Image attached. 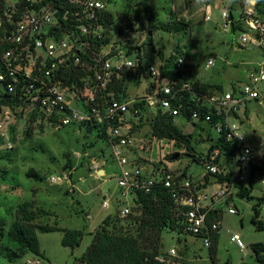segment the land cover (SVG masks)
Listing matches in <instances>:
<instances>
[{"label": "built area", "instance_id": "2783aa9c", "mask_svg": "<svg viewBox=\"0 0 264 264\" xmlns=\"http://www.w3.org/2000/svg\"><path fill=\"white\" fill-rule=\"evenodd\" d=\"M239 1L244 29L241 44L258 47L263 60L248 71L244 84L232 83L229 91L195 93L196 101L207 110L204 119L195 112L189 122L173 103L181 92L191 90L196 80L191 68L193 62L187 59L186 51L175 55L173 61L174 70L181 78L168 79L160 66L149 65L143 80H148L149 85L144 94L132 97L130 87L127 98L117 99L118 82L138 66L133 58L136 51L130 56L129 48L141 46V39L139 28L121 22L109 8V0H0V101L5 95L10 98L8 105H0V144L6 151L15 149L11 119L16 109L37 110L47 120L53 114L63 115L60 127L107 122L104 143L118 164L115 179L120 197L125 201L121 217L133 214L127 198L134 203L138 192L149 193L163 185L173 193L176 212L181 217L183 232L178 235L200 240L210 250L212 234L220 223L209 225L205 210L215 209L213 205L221 202L229 204V213L236 215L238 211L230 207V202L238 197L237 186L246 184L244 170L252 172L257 164L253 145L246 138L245 113L252 101L262 97L264 17L256 11L257 0ZM222 17L228 27L232 23L230 14L223 12ZM213 65L214 60L209 59L206 66ZM70 78L74 79L72 86L64 85L63 81ZM136 105L145 110L135 108ZM158 112L173 117L174 121L181 119L184 125H192L193 134L200 141L209 142L210 148L201 163L202 181L194 179L183 166L173 170L164 163L155 165L143 156L151 153L153 141L160 144L169 141V155L182 156L179 148H170L173 140H158L152 135L150 122ZM145 128L150 132H143ZM220 138L221 145L227 147L224 150L216 146ZM184 154L189 155L187 149ZM177 161L169 160V163ZM206 177L214 178L218 184V190L210 197L204 186ZM66 178L52 177L51 182L56 184ZM116 202L121 203L119 199ZM102 206L107 209L109 201L104 199ZM231 241L245 249L239 235H234ZM182 250L188 251L187 246ZM182 250L172 247L157 260L164 264H190L195 260L198 264L197 258L183 259Z\"/></svg>", "mask_w": 264, "mask_h": 264}, {"label": "rangeland", "instance_id": "374dc122", "mask_svg": "<svg viewBox=\"0 0 264 264\" xmlns=\"http://www.w3.org/2000/svg\"><path fill=\"white\" fill-rule=\"evenodd\" d=\"M111 1L109 8L115 15L129 13L132 17L128 22L139 28L141 46L144 45L142 59L146 64L159 67L162 60L157 52L160 50L166 60L171 55L186 50L196 59L191 61L195 66L194 79L207 84L219 83L229 91L232 83H246L248 71L263 60L258 47L252 44L243 47L242 31L237 30L233 35L231 24L225 27L223 12L232 13L236 20L241 15V8L236 0H149V11L142 4L143 0ZM175 22L183 23L181 27L184 30H174ZM165 26H169V31L164 30ZM191 43H196V46L188 51L186 46ZM209 59L214 60V65L207 67ZM148 85V80H145L140 89L131 87L130 96L141 97ZM260 88L262 97L248 106L246 126V138L253 145L257 163L264 160V84ZM12 114L15 149L9 152L0 144V233H6L16 220V211L21 204L35 201L36 208L47 212V215L37 212L38 217L34 222L36 225L80 229L84 237L81 245L72 250L62 245L63 233L38 231L43 256L29 253L17 262L10 263L0 255V264H73L85 254L93 240L91 233L97 229L134 233L133 222L139 215L133 214L132 219L121 217L120 210L124 209L125 201L120 197L115 179L119 173L118 164L112 158L108 146L101 143L91 147L86 143L89 141L85 138V132L77 126L60 127L58 124H51L38 112L32 120L33 109H16ZM175 125L184 134H193L195 131L192 125H184L181 119H176ZM148 131L150 132L148 128L143 129L145 133ZM253 131L256 132L255 138ZM152 145L151 153H143L147 160L155 165L164 163L173 170L183 166L194 179L202 181V164L193 163L186 157L185 146L170 142V148H179L182 154L179 161L172 164L167 159L169 141L161 144L153 141ZM192 145L199 155H205L210 148L208 141H200L198 135L194 134ZM221 166L224 167L223 162ZM102 168H105V174L96 173V170L101 171ZM30 171H34L44 180L28 178ZM243 176L247 179L246 184L251 178L254 180L253 195L256 198L264 197V175H252L250 169H245ZM52 177L67 178L55 184L51 182ZM208 178L204 186L210 185L211 179L214 180ZM217 190L218 184H212L206 194L210 197ZM104 199L110 203L107 209L102 206ZM118 199L120 204L116 202ZM127 201L134 210L132 199L127 198ZM254 203L255 201L249 202L236 197L231 201L230 207L237 209L238 213L232 215L227 205L216 202L215 207L221 210L222 226L216 262L212 259L210 250L203 247L200 240L179 236L178 233L168 230L162 235L159 255L172 247L182 250L187 246L188 251L182 250L185 252L183 259L197 258L198 264H257L251 245L263 243L264 232L258 231L252 224ZM108 217L110 225L103 224ZM261 219L264 221V204L261 208ZM234 235L241 237L245 249H240L231 241ZM3 239L0 235V250ZM190 264L197 262L194 260Z\"/></svg>", "mask_w": 264, "mask_h": 264}, {"label": "trees", "instance_id": "16d2710c", "mask_svg": "<svg viewBox=\"0 0 264 264\" xmlns=\"http://www.w3.org/2000/svg\"><path fill=\"white\" fill-rule=\"evenodd\" d=\"M238 2V0H236ZM109 2H112L109 0ZM149 0H143L142 4L145 9L149 11ZM256 11L264 17V0H257ZM118 16V15H117ZM121 22H128L132 17L129 13H123L118 16ZM232 20V32L233 35L237 30L243 32V15L236 20L230 15ZM130 23V22H128ZM151 23H153V17H151ZM183 23L175 22L173 29L177 32L184 30L181 26ZM131 26V23L129 24ZM154 28V27H153ZM165 31H169V26L164 27ZM107 40L105 43H107ZM144 46V45H143ZM143 46L130 47L128 55L133 56V52L136 51L134 60L138 63V66L133 71L124 76L122 80L118 82L116 87L117 99L127 98L128 89L130 87H140L143 80L146 79L147 67L150 64H146L142 59ZM196 43H191L186 46L188 51H191ZM186 51V50H185ZM162 64L160 69L164 77L168 79L181 78L179 73H176L173 65V61L176 59L175 55L170 56L168 60L165 59L162 50L157 52ZM186 57L190 61H195V56H192L186 51ZM194 63V62H193ZM194 65V64H193ZM192 70L195 66L191 67ZM74 79L64 80V85L72 86ZM178 88V87H177ZM224 88L222 85H212L204 83L203 81L196 79L192 83L191 90L181 92L178 98L173 102L175 106L180 107L183 116L192 122V115L197 112L201 118L204 119L206 108L202 107L195 98V93L210 94L214 90L222 91ZM10 98L8 95L2 97L0 105H8ZM145 110L142 106H135ZM86 110V109H85ZM246 117L248 116V110L246 111ZM37 110L33 111L32 120L36 118ZM45 119V117H42ZM63 115L53 114L48 119L51 124H60ZM248 119V118H247ZM94 122L93 125L87 123L74 124L79 130H83L86 134V142L94 147L95 145L105 144L106 132L109 128V124L106 122L103 125H97ZM66 127V126H63ZM152 135L158 140H173L178 145H184L189 152V155L193 157L195 163H202L205 161V155H199L192 145V134H184L175 125L173 117L169 115H162L160 112L152 117L150 122ZM90 135V136H88ZM92 139V140H91ZM210 140V139H209ZM218 147L223 150L226 149V145L223 143V139L217 141ZM107 146V144H105ZM214 146V147H216ZM11 152V151H9ZM173 155L167 157L171 160ZM172 161V160H171ZM217 163L220 162L218 158ZM259 173L264 175V160L257 163L252 169V175ZM187 174V172L185 173ZM28 178L36 179L37 181H43L44 179L36 174L34 171H30L27 174ZM222 179V176L218 177ZM208 177L206 180L208 181ZM205 185V184H204ZM238 198L246 201H255L253 206L254 216L252 218V224L260 232H264V221L261 219V208L264 204V197L256 198L253 195L254 180L251 178L248 184L240 183L238 186ZM207 188V187H206ZM175 199L173 193L163 185L154 187L149 193L140 191L134 197V210L133 214L138 216L133 222L134 233L129 231H117L110 232L106 230L97 229L94 233H91L93 240L90 246L87 248L85 254L76 259L73 264H164L157 260V257L162 248V235L164 231L182 233L183 226L181 224V217L176 212ZM207 211V223L211 225L214 222L220 223V227L217 231L213 232V243L210 248V255L214 262L217 261L218 244L221 233V210L210 209ZM38 213L47 215V212L43 209L36 208L35 201H28L21 204L16 211V220L11 224L6 233H0L3 237V247L0 250V255L8 260L10 263H15L27 254H33L35 256H43L41 251L40 242L38 238V231L41 233H63L62 245L66 248H75L81 245L84 234L80 229L61 228L58 226L48 225H36L34 222L38 217ZM133 214L128 218L132 219ZM110 218L104 220L103 224L110 225ZM114 228H116L114 226ZM167 231V232H168ZM253 252L255 253L257 264H264V242L251 245Z\"/></svg>", "mask_w": 264, "mask_h": 264}, {"label": "crops", "instance_id": "0c3cea01", "mask_svg": "<svg viewBox=\"0 0 264 264\" xmlns=\"http://www.w3.org/2000/svg\"><path fill=\"white\" fill-rule=\"evenodd\" d=\"M204 83H205V82H204ZM212 85H221V84H219V83H213ZM247 123H248V122H247ZM253 132H254V133H253V134H254L253 137L255 138V137H256V136H255L256 132H255V131H253ZM99 172L105 174V173H106L105 168H102L101 171H99ZM209 184L212 185V184H216V183L214 182L213 179H211L210 182H209ZM210 185L206 186V187H207L206 190L209 188ZM224 204L227 205V206L229 207L228 204H226V203H224ZM213 208L216 209L215 205H213Z\"/></svg>", "mask_w": 264, "mask_h": 264}, {"label": "water", "instance_id": "95a60500", "mask_svg": "<svg viewBox=\"0 0 264 264\" xmlns=\"http://www.w3.org/2000/svg\"><path fill=\"white\" fill-rule=\"evenodd\" d=\"M151 35H152V34L150 33V36H151ZM209 152H210V151H209ZM180 156H181V155H180L179 153H177V154H175V155L172 156L171 160H172V161H176V160H178V159L180 158ZM187 157L193 159V157H192L191 155H187ZM193 163H195V161H193Z\"/></svg>", "mask_w": 264, "mask_h": 264}, {"label": "bare ground", "instance_id": "6f19581e", "mask_svg": "<svg viewBox=\"0 0 264 264\" xmlns=\"http://www.w3.org/2000/svg\"><path fill=\"white\" fill-rule=\"evenodd\" d=\"M238 3H239V5H240V1L238 0ZM230 15H232V13H230ZM200 180V179H199ZM203 180V179H202ZM229 205V204H228ZM230 206H231V202H230Z\"/></svg>", "mask_w": 264, "mask_h": 264}, {"label": "clouds", "instance_id": "9594fccd", "mask_svg": "<svg viewBox=\"0 0 264 264\" xmlns=\"http://www.w3.org/2000/svg\"><path fill=\"white\" fill-rule=\"evenodd\" d=\"M127 63H129L131 65L132 62L131 61H128Z\"/></svg>", "mask_w": 264, "mask_h": 264}]
</instances>
